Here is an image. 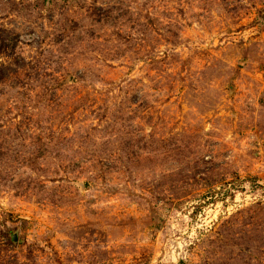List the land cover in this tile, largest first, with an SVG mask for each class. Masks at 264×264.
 I'll list each match as a JSON object with an SVG mask.
<instances>
[{"label": "rangeland", "instance_id": "374dc122", "mask_svg": "<svg viewBox=\"0 0 264 264\" xmlns=\"http://www.w3.org/2000/svg\"><path fill=\"white\" fill-rule=\"evenodd\" d=\"M0 264H264V0H0Z\"/></svg>", "mask_w": 264, "mask_h": 264}]
</instances>
